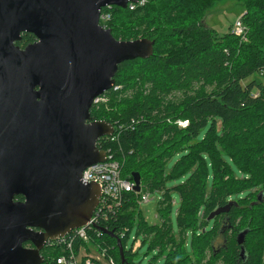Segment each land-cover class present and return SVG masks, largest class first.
Segmentation results:
<instances>
[{"label":"trees","instance_id":"16d2710c","mask_svg":"<svg viewBox=\"0 0 264 264\" xmlns=\"http://www.w3.org/2000/svg\"><path fill=\"white\" fill-rule=\"evenodd\" d=\"M218 1L146 0L103 10L111 13L105 25L116 38L155 41L149 58L119 64L115 84L121 87L106 91L107 102L91 113L115 126L114 135L98 145L120 162L122 177L141 176V190L127 192L114 215L89 228L90 242L107 248L119 264L117 239L100 226L121 237L123 264H141L136 256L146 243L148 251H157L148 264H264V196L258 200L264 191V0H240L249 26L244 41L205 25L206 12ZM34 39L24 33L18 44ZM154 191L162 192L157 224L140 208L142 195ZM232 200L229 212L208 219ZM134 229L143 237L136 251L135 242L127 246ZM243 230L242 257L237 236ZM81 244L88 246L77 240L76 252ZM41 252L43 264H57L67 253L52 245Z\"/></svg>","mask_w":264,"mask_h":264},{"label":"water","instance_id":"95a60500","mask_svg":"<svg viewBox=\"0 0 264 264\" xmlns=\"http://www.w3.org/2000/svg\"><path fill=\"white\" fill-rule=\"evenodd\" d=\"M139 1L0 0V264H43L48 242L86 225L96 211L101 189L82 175L106 159L97 142L115 126L93 119L95 98L114 86L120 63L149 58L155 44L116 38L100 16ZM26 32L36 40L22 48ZM132 175L140 191V173ZM14 193L25 201L13 202ZM99 229L116 237L123 264L121 237ZM247 232L237 236L242 257Z\"/></svg>","mask_w":264,"mask_h":264},{"label":"built area","instance_id":"2783aa9c","mask_svg":"<svg viewBox=\"0 0 264 264\" xmlns=\"http://www.w3.org/2000/svg\"><path fill=\"white\" fill-rule=\"evenodd\" d=\"M145 2L146 0H140L138 3H131L130 7H136ZM103 10L100 16V23L106 26L105 22L111 19V13L103 12ZM248 31V26L243 23L241 18H238L234 23L233 33L238 36L241 41H244L247 40ZM120 87V85L116 86V84H114L112 88L118 89ZM105 98H108L105 94L96 97L94 105H98L99 102ZM178 124L182 127H186L188 121L178 120ZM104 137L108 138L110 136H103L101 138ZM98 143L99 140L97 145ZM101 143H103V140ZM106 152L107 156L104 161L90 165L83 171L82 175V180L84 182L97 183L101 189L100 203L90 221H88L86 225L78 227L64 236L55 240H50L47 244L62 247L63 250L67 252L56 258L57 264H119L115 258L108 253L107 248L99 249L98 245L91 243L89 234V228H96V225L100 220H105L106 222L110 217V213H113L112 215H114L117 212V210L124 204L127 192L136 190V183L134 180L122 177L120 162L113 157L110 150H106ZM149 201V192H146L141 197V203H148ZM100 231L103 232L102 230ZM77 240L79 242H87L88 246L81 244L78 252H76L75 243ZM139 246H141V241L135 242L133 245V251H136Z\"/></svg>","mask_w":264,"mask_h":264},{"label":"rangeland","instance_id":"374dc122","mask_svg":"<svg viewBox=\"0 0 264 264\" xmlns=\"http://www.w3.org/2000/svg\"><path fill=\"white\" fill-rule=\"evenodd\" d=\"M246 13V8L244 6V3H242L240 0H220L216 2L207 12L205 15L204 23L208 27L216 30L220 35L225 34L226 32H232L233 33V26L234 23L238 18H241V20L244 23V15ZM248 26V25H246ZM249 28V26H248ZM234 34V33H233ZM108 98L102 100L99 102L98 106H100L102 103L107 102ZM180 157V154H175L172 158H170L167 162V167L170 169L175 161ZM238 176H241L242 173L238 172ZM185 178L169 182L168 185H175L181 181H183ZM253 191H256L254 188ZM136 191V190H135ZM261 192V191H260ZM162 192L160 191H154L149 193L150 201L148 203L142 202L140 204V208L143 211L144 217L147 221L150 223H160V218L158 217L157 213V206L159 199L161 198ZM240 197L244 196L243 194L239 195ZM174 214H173V221L175 224V213L177 210V207L179 205V195L178 193L174 194ZM254 203V202H253ZM143 237L137 233L136 229H134L129 239L127 240V246H131L132 243L141 241ZM157 253L156 250L148 251V243L143 245L136 256V260H139L142 262L141 264H148L149 261L153 258V256ZM163 260L161 259L158 264H162Z\"/></svg>","mask_w":264,"mask_h":264},{"label":"flooded vegetation","instance_id":"af4514ba","mask_svg":"<svg viewBox=\"0 0 264 264\" xmlns=\"http://www.w3.org/2000/svg\"><path fill=\"white\" fill-rule=\"evenodd\" d=\"M26 33H29V32H26ZM24 34V33H23ZM22 38H23V35H22ZM36 40V37H35V39L33 40V41H31V42H34ZM21 41V40H20ZM20 41H18V42H20ZM18 42H17V44H18ZM31 42H29V43H31ZM28 43V44H29ZM27 44V45H28ZM19 45V44H18ZM26 46V45H25ZM25 46H21L22 48H24ZM25 201V195L23 194V193H14V196H13V202H24ZM37 231H39V229H37ZM24 246H26V247H33V245H31V244H26V243H24Z\"/></svg>","mask_w":264,"mask_h":264}]
</instances>
